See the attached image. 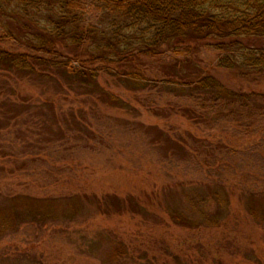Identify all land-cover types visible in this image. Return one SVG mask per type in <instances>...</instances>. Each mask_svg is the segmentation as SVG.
Returning a JSON list of instances; mask_svg holds the SVG:
<instances>
[{
  "label": "rangeland",
  "instance_id": "rangeland-1",
  "mask_svg": "<svg viewBox=\"0 0 264 264\" xmlns=\"http://www.w3.org/2000/svg\"><path fill=\"white\" fill-rule=\"evenodd\" d=\"M100 9L86 5V21ZM5 19L0 47L15 50ZM219 55L193 57L226 88L264 94V71ZM144 64L162 77L164 63ZM16 73L0 72V264H264V116L204 111L104 71L94 97Z\"/></svg>",
  "mask_w": 264,
  "mask_h": 264
},
{
  "label": "trees",
  "instance_id": "trees-1",
  "mask_svg": "<svg viewBox=\"0 0 264 264\" xmlns=\"http://www.w3.org/2000/svg\"><path fill=\"white\" fill-rule=\"evenodd\" d=\"M88 4L106 12L88 23ZM1 17L18 47H0L1 73L58 75L94 97L105 94L97 81L104 71L134 90L159 84L204 111L237 104L242 117L264 116L248 108L264 103V94L226 88L193 57L209 45L220 53L217 65L262 73L264 0H0ZM149 61L164 63L162 77L143 74Z\"/></svg>",
  "mask_w": 264,
  "mask_h": 264
}]
</instances>
